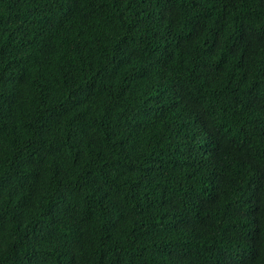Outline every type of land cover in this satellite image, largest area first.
<instances>
[{
	"label": "trees",
	"instance_id": "1",
	"mask_svg": "<svg viewBox=\"0 0 264 264\" xmlns=\"http://www.w3.org/2000/svg\"><path fill=\"white\" fill-rule=\"evenodd\" d=\"M0 264H264V0H0Z\"/></svg>",
	"mask_w": 264,
	"mask_h": 264
}]
</instances>
